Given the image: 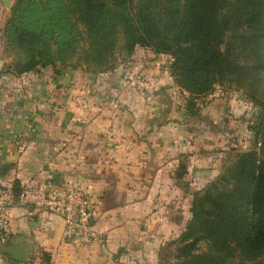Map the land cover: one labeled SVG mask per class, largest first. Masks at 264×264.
I'll use <instances>...</instances> for the list:
<instances>
[{
    "label": "crops",
    "instance_id": "0c3cea01",
    "mask_svg": "<svg viewBox=\"0 0 264 264\" xmlns=\"http://www.w3.org/2000/svg\"><path fill=\"white\" fill-rule=\"evenodd\" d=\"M4 17L0 11V29ZM138 59L151 92L125 72L0 69V177L10 196L4 246H27L24 261L0 252V264H150L149 252L179 233L187 211L174 214L187 203L177 167L185 160L197 174L195 152L220 98L193 112L155 60ZM72 187L88 196L99 242L62 238L52 199Z\"/></svg>",
    "mask_w": 264,
    "mask_h": 264
},
{
    "label": "trees",
    "instance_id": "16d2710c",
    "mask_svg": "<svg viewBox=\"0 0 264 264\" xmlns=\"http://www.w3.org/2000/svg\"><path fill=\"white\" fill-rule=\"evenodd\" d=\"M119 34L126 54L139 45L170 57L188 109L214 84L264 106V0H13L0 29L1 55L10 58L1 71L57 72L80 40L83 61L104 71ZM189 212L174 264H214L234 254L264 264V164L256 150L238 152L193 196ZM198 242L205 248L196 252Z\"/></svg>",
    "mask_w": 264,
    "mask_h": 264
},
{
    "label": "rangeland",
    "instance_id": "374dc122",
    "mask_svg": "<svg viewBox=\"0 0 264 264\" xmlns=\"http://www.w3.org/2000/svg\"><path fill=\"white\" fill-rule=\"evenodd\" d=\"M8 6H4L0 1V11L2 15L4 13L5 17L9 11V6L12 4L13 0H8ZM4 17V18H5ZM122 40L120 34L117 37L116 48L114 50L112 65L110 68L104 71L118 72L124 74L127 73L131 78L135 76H143L145 79L147 77L143 74L141 67H137L138 56L143 61H153L158 63L160 70L167 75L168 80L176 91L178 87L176 86L173 77L169 74V62L170 57L166 54L154 53L152 49L146 46L135 45L131 53L126 54L121 48ZM84 47L82 40L79 41V45L75 53H73L66 65L56 64L57 72L69 71L75 72L79 77H89L97 73L104 71L96 70L95 66L90 63H85L80 57L81 49ZM139 50V54L138 51ZM8 62L10 58L3 56L0 58V69L3 65V61ZM41 67V66H36ZM35 67V68H36ZM180 91V90H179ZM187 99V93L182 94ZM220 103L215 106L218 110L217 119L212 121V126L205 125L204 137L208 138L207 142L199 146L198 152H195V162L193 167H197V174L193 175V170L191 173L186 171L185 160L182 161L177 167V172H179L180 179L177 180L179 188L182 190V203H187L186 207L183 209H177L175 211V219L177 220L181 217V211H187L185 218L182 219L181 228L179 233L173 237V239H167L162 241L158 246L155 247L154 252H149L150 264H174L175 249L179 245L178 237L180 233L184 230V225L186 221L190 218V203L193 196L201 195L208 184L214 181L219 175L224 172L225 166L234 160L236 154L243 150L257 149L259 144V127L264 114V106L259 107L253 105L244 95L241 89H235L233 87H228L223 85H213V89L203 95L195 98L191 103L192 106L189 108L191 110H200L208 103H211L214 99H219ZM224 106V109H222ZM195 172V171H194ZM166 205L168 203H165ZM172 211H166L167 214L172 216ZM196 252L202 251L205 248L204 242L197 243ZM117 259L112 257L111 259ZM116 262V261H115ZM116 264H121L117 260ZM214 264H248L240 260L237 254L232 255V257L221 258V261L214 262Z\"/></svg>",
    "mask_w": 264,
    "mask_h": 264
},
{
    "label": "built area",
    "instance_id": "2783aa9c",
    "mask_svg": "<svg viewBox=\"0 0 264 264\" xmlns=\"http://www.w3.org/2000/svg\"><path fill=\"white\" fill-rule=\"evenodd\" d=\"M132 84L139 89L149 91L153 85L143 76L131 78ZM9 192L0 177V247L3 246L9 236V222L7 216V205ZM54 210L62 220V238L76 244H91L99 242L102 238L92 227L89 219L88 196L79 187H72L66 192L52 199Z\"/></svg>",
    "mask_w": 264,
    "mask_h": 264
},
{
    "label": "water",
    "instance_id": "95a60500",
    "mask_svg": "<svg viewBox=\"0 0 264 264\" xmlns=\"http://www.w3.org/2000/svg\"><path fill=\"white\" fill-rule=\"evenodd\" d=\"M4 6H8V0H0ZM259 144L256 149L258 157L262 160L264 164V114L259 127ZM27 246L19 242L11 244L9 246H1L0 252L11 256L14 260L22 262L25 260V251Z\"/></svg>",
    "mask_w": 264,
    "mask_h": 264
}]
</instances>
